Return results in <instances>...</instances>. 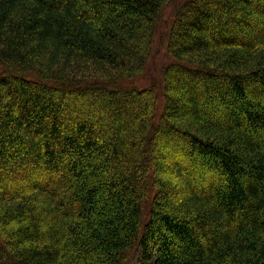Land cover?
I'll use <instances>...</instances> for the list:
<instances>
[{
  "label": "trees",
  "instance_id": "1",
  "mask_svg": "<svg viewBox=\"0 0 264 264\" xmlns=\"http://www.w3.org/2000/svg\"><path fill=\"white\" fill-rule=\"evenodd\" d=\"M137 256L264 264V0H0V264Z\"/></svg>",
  "mask_w": 264,
  "mask_h": 264
},
{
  "label": "rangeland",
  "instance_id": "2",
  "mask_svg": "<svg viewBox=\"0 0 264 264\" xmlns=\"http://www.w3.org/2000/svg\"><path fill=\"white\" fill-rule=\"evenodd\" d=\"M176 4H170L162 15L159 28L154 35L152 42V51L142 76L131 83L138 89L147 87H155L161 93V71L163 67L171 61V57L166 52L167 30L171 21V17L175 11ZM158 112L161 111L163 100L159 97ZM133 264H138V256Z\"/></svg>",
  "mask_w": 264,
  "mask_h": 264
}]
</instances>
